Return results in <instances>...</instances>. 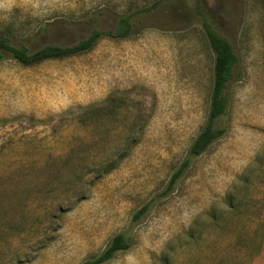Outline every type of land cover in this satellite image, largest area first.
<instances>
[{
    "label": "rangeland",
    "instance_id": "rangeland-1",
    "mask_svg": "<svg viewBox=\"0 0 264 264\" xmlns=\"http://www.w3.org/2000/svg\"><path fill=\"white\" fill-rule=\"evenodd\" d=\"M202 5L237 61L224 135L184 165L208 116L214 60L191 0H0V34L29 50L114 30L122 15L133 23L80 54L0 61L8 263L79 264L119 232L132 245L103 264L264 261V0ZM245 225L252 236L237 237Z\"/></svg>",
    "mask_w": 264,
    "mask_h": 264
},
{
    "label": "trees",
    "instance_id": "trees-1",
    "mask_svg": "<svg viewBox=\"0 0 264 264\" xmlns=\"http://www.w3.org/2000/svg\"><path fill=\"white\" fill-rule=\"evenodd\" d=\"M193 10L199 16L201 24L206 35L208 44L214 53L213 69H212V88L209 100V109L206 122L199 133L191 141L188 148V157L185 161L186 165L193 157H197L206 152L210 145L221 138L226 130L225 125L218 121L219 117L226 111L228 99L225 94V87L233 74V66L237 61V55L234 52L228 39L214 30L210 24L209 15L205 12L202 5V0H191ZM133 23L130 21V16L122 15L116 24L115 29L107 31L93 29L88 35L80 38L75 43L70 45L46 44L41 48L29 50L25 45L12 43L8 34H0V61L6 56H10L23 65H32L42 62L47 59H57L75 54H80L90 50L98 38L108 36L111 38H124L130 34ZM119 154L114 161L111 158L98 163L94 170L98 174L96 177L102 176L115 168L120 159L125 156V153ZM264 160H260V165L263 167ZM177 172L175 173V176ZM247 182V178L243 179ZM247 183H245V188ZM234 196V195H233ZM229 196L227 202H237V197ZM228 203V204H229ZM231 207V206H230ZM60 208V207H59ZM138 216V215H135ZM2 226V224L0 225ZM0 227V235L5 231ZM243 232L237 237H251L252 234L248 231V225L244 226ZM254 232V231H253ZM255 230L254 234H256ZM246 234V235H245ZM245 235V236H244ZM244 236V237H243ZM1 242V237H0ZM132 245V240L129 233L119 232L114 234L106 244V246L98 253L86 257L79 264H103L111 260L118 252L129 249ZM6 251L3 250L0 243V264H10L6 261Z\"/></svg>",
    "mask_w": 264,
    "mask_h": 264
},
{
    "label": "crops",
    "instance_id": "crops-1",
    "mask_svg": "<svg viewBox=\"0 0 264 264\" xmlns=\"http://www.w3.org/2000/svg\"><path fill=\"white\" fill-rule=\"evenodd\" d=\"M260 264H264V261H263V262H261Z\"/></svg>",
    "mask_w": 264,
    "mask_h": 264
}]
</instances>
